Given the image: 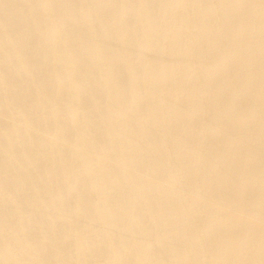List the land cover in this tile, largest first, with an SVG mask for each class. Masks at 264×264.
I'll use <instances>...</instances> for the list:
<instances>
[{
  "label": "bare ground",
  "instance_id": "1",
  "mask_svg": "<svg viewBox=\"0 0 264 264\" xmlns=\"http://www.w3.org/2000/svg\"><path fill=\"white\" fill-rule=\"evenodd\" d=\"M0 264H264V0H0Z\"/></svg>",
  "mask_w": 264,
  "mask_h": 264
},
{
  "label": "rangeland",
  "instance_id": "2",
  "mask_svg": "<svg viewBox=\"0 0 264 264\" xmlns=\"http://www.w3.org/2000/svg\"><path fill=\"white\" fill-rule=\"evenodd\" d=\"M46 17H47V16H46ZM49 17H51V16L48 15L47 20H48V19H51V18H49ZM189 51H190V52L188 53V55H190V57H192L193 54H192L191 51H193V49H192V50H189ZM194 51H195V50H194ZM190 53H191L192 55H191ZM194 53H196V52H194ZM194 56H195V54H194ZM210 59L212 60V57L208 58V60H210ZM211 60H210V61H211ZM231 64H232V63H231ZM231 64H230V65H231ZM167 171H168V170H167ZM169 171H171V170H169ZM169 187H171L172 189H174V190H176V191L178 190L179 192H183V193H184V191H185L182 187H180V188L177 189L176 185H173V186H172V185H169ZM178 187H179V186H178ZM181 189H182V191H181ZM186 191H187V190H186ZM186 191H185V192H186ZM184 194H188V193H184Z\"/></svg>",
  "mask_w": 264,
  "mask_h": 264
}]
</instances>
